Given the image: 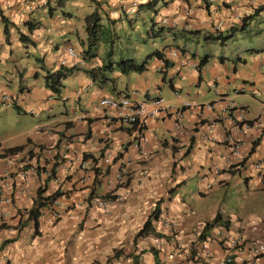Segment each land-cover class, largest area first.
Here are the masks:
<instances>
[{
    "label": "crops",
    "instance_id": "1",
    "mask_svg": "<svg viewBox=\"0 0 264 264\" xmlns=\"http://www.w3.org/2000/svg\"><path fill=\"white\" fill-rule=\"evenodd\" d=\"M64 1L49 0L46 5V0H0V104L2 95L10 99L9 106H0L38 119L24 140L3 146L23 145L20 154L32 156L31 167L50 169L56 162L60 179L54 184L43 171L28 169L29 190L17 194L19 177L16 167L11 168L0 187V221L7 225L0 227V264H221L227 254L231 264H264V253H254L252 246L264 242V168L254 167L264 158V129L254 125L259 116L264 121V46L247 38L233 50L225 46L238 36L260 33L257 22L264 9L250 15L264 0H160L154 8L132 5L142 0H97L105 13L103 24L129 36L130 56L141 62L157 49L167 66L158 72L160 58L152 57L143 72L113 71L99 85L85 69L102 63V46L91 61L77 57L80 70L63 80L57 96L44 85L45 71L60 66L68 47L78 53L85 48L84 17L95 7L93 0ZM1 15L16 26L10 27L9 43ZM27 18L38 23L29 34L34 44L28 47L18 36V30L28 31L23 24ZM242 19L245 31L236 30ZM152 21L170 31L148 38L145 32ZM191 29L198 34H187ZM218 31L233 35L225 41L206 38ZM171 49L188 61L180 66L178 58L169 57ZM28 55L34 60L31 66ZM205 55L208 59L198 68ZM70 78L76 83L66 88ZM242 85L259 94L238 91ZM123 94L138 101L161 97L171 110L148 117L139 128L121 123L115 110L98 102ZM178 109L182 118L176 117ZM47 149L52 151L48 155ZM5 161L8 158L0 157V169ZM95 169L100 173L94 183ZM120 172L122 180L117 179ZM40 185L45 195L59 194L61 217L50 223L42 211L37 230L33 220L15 230ZM106 194L116 197L105 205L94 202ZM154 209L159 214L150 217ZM216 213L229 226L216 225L203 239L204 225ZM149 217L157 234L137 236ZM160 219L175 226L162 225ZM154 235L163 237L161 247L155 246ZM234 238L240 241L231 247ZM204 246L211 256H205Z\"/></svg>",
    "mask_w": 264,
    "mask_h": 264
},
{
    "label": "trees",
    "instance_id": "2",
    "mask_svg": "<svg viewBox=\"0 0 264 264\" xmlns=\"http://www.w3.org/2000/svg\"><path fill=\"white\" fill-rule=\"evenodd\" d=\"M63 3L64 0H60ZM160 0H142V3H137L136 7L145 6L146 8H154L155 5ZM95 7L94 9L85 15L84 22H85V30L87 32V40H86V46L85 48L79 53L81 54V59L85 61H91L99 56V50L102 45L106 46L105 50V56L102 60V63L100 65L87 68L85 69V72L87 73L88 77L93 81L98 83L99 85H102L106 83L110 77L109 73L113 71H118L122 74L129 73V72H137L141 73L146 69V65L148 61L152 57L157 58H164V55L161 51L155 49L152 52L148 53L146 55V58L142 60L141 62L136 61L132 56H130V53H128V41L130 40L129 36H121L118 32L113 31L111 28L107 27L103 24V14H105L101 9V1L93 0ZM49 4V0H46V5ZM264 9V2L258 5L254 9V13L251 16H254L255 14L259 13L261 10ZM186 14H189V11H186ZM246 18V16L244 17ZM245 19H242V24L237 27L236 30L245 31L247 23L244 21ZM1 21L4 23L3 27V33L6 38V42L9 43L10 39V27H16L15 24L10 21L7 17L1 15ZM129 22V21H128ZM23 24L27 28V32L19 31L18 29V36L19 40L22 43V45L28 47L29 45H33L34 41L29 36V34L36 29L37 22L34 19L27 18L24 20ZM156 22H151L148 30H146V36L148 38H156L161 36L164 32L170 31L165 26H159L156 25ZM18 28V27H17ZM233 28V26H231ZM220 29V28H219ZM216 29V30H219ZM199 30H187V34H198ZM216 34H208L206 35L207 39L213 40V41H225L228 40L230 37H232L233 33H226L222 34L220 31L215 32ZM119 34V35H117ZM132 51L133 49L130 48ZM253 50V49H249ZM115 57V58H114ZM208 59V55L203 56L198 64V68H201V66L206 62ZM37 60H39V57H37ZM75 70H80L76 65L74 66H59L56 70L47 69L44 74V85L50 90L51 93L59 96L63 87V80L66 79L68 76L72 75ZM24 149L23 145L19 146H13L9 147L4 150L0 156H6L8 154L17 153ZM54 167L51 169V174L54 175L55 166L57 165L56 162L53 164ZM41 167L38 168L37 173H41ZM100 171L98 169H95V179L94 183L97 182L96 175H98ZM108 169H105L103 174H107ZM47 181H44L46 183ZM45 187L43 185H40L37 187L35 191V196L32 201V206L27 209L24 214L26 213V219L24 221H21L16 226L17 229L21 228L25 222L28 220H33L36 230L38 227V217L41 214L40 210L46 205V201L48 200L47 196H44L45 193ZM104 198L108 199H114L116 196H109L108 194L103 195ZM158 210L154 209L152 211L150 217L153 215L158 216ZM148 218L142 228L137 232V236L145 235L149 232H153L154 234H157L154 232V229L151 227V218ZM216 225H222L225 228H228L229 224L228 221H224L222 219V216L220 213H216V215L212 218V220L207 221L204 225V228L202 230L201 237L205 239V232ZM204 231V232H203ZM8 241H5V243ZM4 243V244H5ZM1 247V245H0ZM109 262H105L104 264H107ZM231 264V263H228Z\"/></svg>",
    "mask_w": 264,
    "mask_h": 264
},
{
    "label": "built area",
    "instance_id": "3",
    "mask_svg": "<svg viewBox=\"0 0 264 264\" xmlns=\"http://www.w3.org/2000/svg\"><path fill=\"white\" fill-rule=\"evenodd\" d=\"M146 1V0H144ZM137 2L134 1L132 2L133 6H136ZM29 8H23L19 14H25L27 12ZM163 23H165L166 21L163 20ZM220 28V24L215 26V29H219ZM67 55L68 57H70V60H67L66 58H62L61 59V64L62 65H66V64H75L76 61H72L74 59H77L78 57V52L73 48V47H68L67 48ZM169 57L171 58H178V64L184 65L187 61H188V57H182L180 54V51L178 49H171L168 52ZM165 66V61L163 59L160 60L159 65L157 66V70L161 71L163 69V67ZM264 67V64H263ZM238 91L241 92H246L249 93L250 95L256 97L259 94V90L254 88V87H246L244 85H242ZM2 103L3 105L8 106L10 103V99H9V95L8 94H4L1 97ZM98 104L102 107H108V108H112L113 110L116 111L118 120L121 123H125V124H129V125H136L141 126L142 124H144L145 120L148 117L151 116H155L157 113L159 112H169L171 110V106L166 105V103L164 102V99L161 97H155V98H151L148 100H143V101H138L136 100L135 97L133 96H119V97H102ZM231 105H234V103H232ZM261 112H264V101L262 102V108H261ZM176 117L178 118H182V112L179 111V109L175 112ZM244 112L242 111L241 117H243ZM258 129L263 130L264 129V121L262 120V117H258L255 120V124H254ZM176 129L180 128L179 124H176L175 126ZM264 142V139H263ZM233 153L235 155L236 158H238L240 156L239 154V147L238 144L233 141ZM1 147V145H0ZM51 149H47L46 150V154L48 155L49 153H51ZM8 161L4 162V167L2 169H0V187L2 185L5 184L4 180L10 176L11 168L13 166L16 167V174L19 177L18 179V183H17V187H16V193L17 194H26L29 190L28 187V172L29 170L27 168H25L26 164L29 162L28 157L22 158L21 156L19 157V155H14V156H8ZM110 159L109 158H105V162H108ZM255 168H264V158L258 162H256L254 164ZM30 169H33V167H30ZM125 173V171H123ZM120 172L119 174H117V179L118 180H122L124 178V173ZM44 176H50L51 173L48 171H44ZM59 177L53 175L51 177V181L54 184H57L59 182ZM45 195V194H44ZM48 198V200L46 201V205L40 210V212L42 213V211L45 212V216L48 222L53 223L55 221H57L62 214V203L61 200L59 199L58 196H55L54 193L50 194V195H45ZM105 200V201H104ZM94 199V202L99 204V205H105L106 204V199ZM3 201L6 204H10L11 203V199L9 197H5L3 198ZM7 212L4 211L2 213V217L6 216ZM162 225L168 226V227H174L175 223L173 221H170L168 219H160ZM1 224V221H0ZM154 244L157 247H161V245L164 243V239L161 236H157L154 235ZM240 239L239 238H234L231 242H230V246L231 247H236L239 244ZM253 246V252L254 253H264V242H258L255 243ZM204 253L206 257L211 256V252L207 249L206 246H204ZM232 261V257L230 254H227L221 261V264H227L230 263ZM108 264V263H107ZM178 264H182L181 262H179Z\"/></svg>",
    "mask_w": 264,
    "mask_h": 264
},
{
    "label": "rangeland",
    "instance_id": "4",
    "mask_svg": "<svg viewBox=\"0 0 264 264\" xmlns=\"http://www.w3.org/2000/svg\"><path fill=\"white\" fill-rule=\"evenodd\" d=\"M257 24L261 30L259 34H252L246 37L238 36L237 38L225 44L226 49L233 50L234 47L237 46L238 43H240L244 38H247L248 43H253L255 46H264V11ZM84 45L85 43L82 44V46ZM102 46L106 47L104 45ZM29 54H32V51H30ZM25 58L28 60V66H31L34 62L32 55L25 56ZM72 78L66 80V83H64L66 88L73 87L72 85L76 83V80ZM252 108L255 109V106H253ZM37 122V117H34L24 110L18 112L14 107L4 108L0 106V142L2 144H11L24 140L28 133L31 134V130H33V128L37 125ZM233 193L234 191L231 190L230 194L228 195V199L231 198Z\"/></svg>",
    "mask_w": 264,
    "mask_h": 264
},
{
    "label": "clouds",
    "instance_id": "5",
    "mask_svg": "<svg viewBox=\"0 0 264 264\" xmlns=\"http://www.w3.org/2000/svg\"><path fill=\"white\" fill-rule=\"evenodd\" d=\"M76 50V49H75ZM67 51V50H66ZM66 55H67V52H66ZM80 56V54L78 53V57ZM63 58H66V57H63ZM67 60H70L71 61V59H70V57H68V55H67V58H66ZM161 59H163L164 61H165V65H166V63H167V59H165V58H160V60ZM77 59H74V60H72V61H76ZM77 62V61H76ZM76 62H75V64H76ZM59 63H60V65L61 66H74L75 64H66V65H62L61 64V60L59 61ZM167 66V65H166ZM166 66H164V67H166ZM163 67V68H164ZM162 71V70H161ZM161 71H158V72H161ZM123 95H125V96H131V95H127V94H123ZM123 95H119V96H123ZM119 96H116V97H119ZM252 96V95H251ZM107 97V96H106ZM110 97H113V96H110ZM254 97V96H253ZM152 98H155V97H152ZM149 99H151V98H149ZM146 100H148V99H146ZM1 104L3 105V103H2V100H1ZM9 105H10V103H9ZM8 105V106H9ZM6 106V105H5ZM180 111V110H179ZM168 113V112H167ZM136 126V125H135ZM137 127V126H136ZM140 127V126H139ZM138 127V128H139ZM0 145H1V147H0V154H2L3 152H4V150L5 149H7V148H4V146H3V144L0 142ZM14 155H19V157L21 156L22 158H25V157H28V159L30 160L31 159V157L32 156H28L27 154L26 155H23V154H20V152H17V153H12V154H8V155H6V156H0V157H2V159L3 158H7L8 156L10 157V156H14ZM58 165V164H57ZM30 167H31V164L30 163H27L26 164V166H25V168H27V169H30ZM54 167V165L53 166H51V168L50 169H46L45 167H43L44 169H41V171H43V173H44V171H48V172H50L51 173V169ZM56 167L57 166H55V169H56ZM34 168H36V172L38 171V168H40V166L39 165H37V166H33V169ZM54 175L56 176V174H55V170H54ZM53 176V174H51L50 176H47V177H45L46 178V180L48 181L49 179L51 180V177ZM45 194V193H44ZM54 195L55 196H58L59 194L56 192V193H54ZM109 196H114V195H111V194H108ZM45 196V195H44ZM103 199H108V198H104L103 197ZM25 212V211H24ZM24 212H21L20 213V218H19V220H18V222H17V224L14 226V229L15 230H17V231H19V230H21L22 229V227L26 224V222H25V224L21 227V228H19V229H17L16 228V226L18 225V223L21 221V219H22V221H24L23 220V216H26L27 214L25 213L24 214ZM41 215V214H40ZM39 215V216H40ZM7 225L6 224H4V222H1V224H0V227H6ZM157 236H159V235H157Z\"/></svg>",
    "mask_w": 264,
    "mask_h": 264
}]
</instances>
